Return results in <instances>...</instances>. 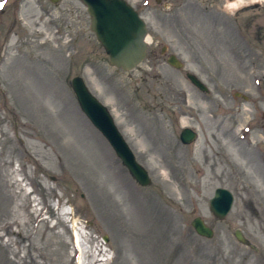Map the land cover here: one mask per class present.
I'll return each mask as SVG.
<instances>
[{
  "label": "rangeland",
  "instance_id": "1",
  "mask_svg": "<svg viewBox=\"0 0 264 264\" xmlns=\"http://www.w3.org/2000/svg\"><path fill=\"white\" fill-rule=\"evenodd\" d=\"M126 1L149 29L131 72L110 65L81 0H0V264H264V0ZM79 76L150 186L81 110ZM218 188L234 196L224 220Z\"/></svg>",
  "mask_w": 264,
  "mask_h": 264
},
{
  "label": "water",
  "instance_id": "2",
  "mask_svg": "<svg viewBox=\"0 0 264 264\" xmlns=\"http://www.w3.org/2000/svg\"><path fill=\"white\" fill-rule=\"evenodd\" d=\"M50 1L57 4L61 0ZM81 1L91 17L90 30L109 56L110 65L124 72H131L139 67L147 58L149 33L147 24L140 14L126 0ZM167 62L176 69L183 68L174 55L170 56ZM187 78L201 91L209 92L195 75L189 73ZM72 88L82 111L109 141L131 176L140 186H150L152 180L148 171L137 161L132 149L118 130L110 111L90 92L82 77H75L72 80ZM243 99L247 101L249 98L243 96ZM180 139L184 145H190L196 141L197 133L189 128L184 129ZM233 204L232 192L218 188L210 200V211L217 219L224 220L231 212ZM191 225L199 236L213 238L214 231L204 219L195 218ZM235 236L240 243L250 246L240 230H237ZM105 238L108 240L107 237Z\"/></svg>",
  "mask_w": 264,
  "mask_h": 264
},
{
  "label": "bare ground",
  "instance_id": "3",
  "mask_svg": "<svg viewBox=\"0 0 264 264\" xmlns=\"http://www.w3.org/2000/svg\"><path fill=\"white\" fill-rule=\"evenodd\" d=\"M252 1H255V2H260V1H262V0H252ZM241 3H242V0H238V1H235L233 4H234V6L232 7V8H234L235 9V7H239L240 5H241ZM4 12V11H3ZM80 234H78V233H76V242H77V244H80V236H79ZM80 251H81V253H82V250H81V248L79 249Z\"/></svg>",
  "mask_w": 264,
  "mask_h": 264
},
{
  "label": "snow or ice",
  "instance_id": "4",
  "mask_svg": "<svg viewBox=\"0 0 264 264\" xmlns=\"http://www.w3.org/2000/svg\"><path fill=\"white\" fill-rule=\"evenodd\" d=\"M0 7H3V5H0Z\"/></svg>",
  "mask_w": 264,
  "mask_h": 264
}]
</instances>
